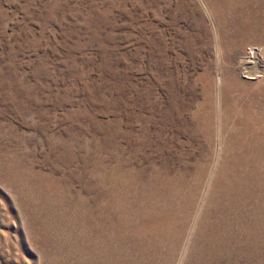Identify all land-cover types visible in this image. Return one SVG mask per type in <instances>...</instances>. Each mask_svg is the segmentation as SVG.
I'll return each instance as SVG.
<instances>
[{"label": "rangeland", "instance_id": "obj_1", "mask_svg": "<svg viewBox=\"0 0 264 264\" xmlns=\"http://www.w3.org/2000/svg\"><path fill=\"white\" fill-rule=\"evenodd\" d=\"M0 264H264V0H0Z\"/></svg>", "mask_w": 264, "mask_h": 264}]
</instances>
